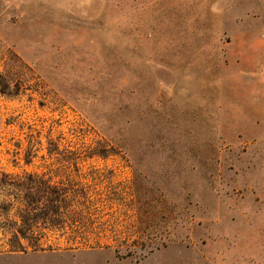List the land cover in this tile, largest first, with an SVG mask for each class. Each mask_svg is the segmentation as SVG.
<instances>
[{
	"label": "rangeland",
	"instance_id": "obj_1",
	"mask_svg": "<svg viewBox=\"0 0 264 264\" xmlns=\"http://www.w3.org/2000/svg\"><path fill=\"white\" fill-rule=\"evenodd\" d=\"M19 60L0 264H264V0H0ZM52 121L119 154L25 157Z\"/></svg>",
	"mask_w": 264,
	"mask_h": 264
},
{
	"label": "trees",
	"instance_id": "obj_2",
	"mask_svg": "<svg viewBox=\"0 0 264 264\" xmlns=\"http://www.w3.org/2000/svg\"><path fill=\"white\" fill-rule=\"evenodd\" d=\"M18 62L19 65L15 66L5 64L4 71L0 74V93L4 96H9V90L14 84L13 77H15L16 74L20 75V71L23 69L22 61L19 60ZM36 78L34 80L37 81L38 78ZM14 86L19 88L18 84ZM36 92L39 93V91ZM60 126H62V124L59 121H52L50 125L43 127L42 129L32 130V128H30V133L32 134H30L31 137L29 139V145L25 149V157H38L44 150L45 154L43 153L42 157L65 159L77 162L84 159L86 160L96 157L106 158L119 154L114 148H109L104 145L101 140L95 139L88 142L84 138L80 137L77 134V131L70 129L68 134H66L64 130L60 129ZM33 132H35V134H33ZM44 132H47L45 135L46 144H44L41 139ZM21 148L22 147L20 145L19 150H21ZM18 154H21V151H19ZM31 214L32 213H30L28 219L35 224H37L42 218V216L38 213H33V215ZM67 215H69V213H67ZM46 216L45 221L50 224L55 220V217L58 216V213H46ZM15 234L18 236L17 233Z\"/></svg>",
	"mask_w": 264,
	"mask_h": 264
}]
</instances>
